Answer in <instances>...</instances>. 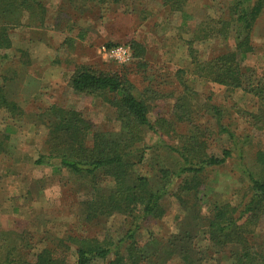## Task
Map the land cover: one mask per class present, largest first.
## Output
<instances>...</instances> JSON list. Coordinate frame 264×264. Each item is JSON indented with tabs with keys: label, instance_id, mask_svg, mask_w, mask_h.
Instances as JSON below:
<instances>
[{
	"label": "rangeland",
	"instance_id": "rangeland-1",
	"mask_svg": "<svg viewBox=\"0 0 264 264\" xmlns=\"http://www.w3.org/2000/svg\"><path fill=\"white\" fill-rule=\"evenodd\" d=\"M118 1H21L16 3L14 14L0 13V91L19 109L16 114L0 110V264L7 258L34 262L60 240H103L109 234L117 240L128 230V218L122 214L102 221L100 227L87 223L86 204L96 193L91 190L92 184L71 174L56 160L51 165L37 164L43 155L58 154L57 143L65 142L66 147L71 139L79 137V126H62V122L84 121L80 139L90 148L96 140L116 143L128 138L123 136L120 111L108 95L89 96L70 86L80 67L128 76L139 95L147 89H161L157 84L164 83L163 96L152 103L150 120L166 119L176 124L175 133L163 137L170 146L181 149L180 137H202L208 144L206 152L220 157L225 149L232 148L221 125L248 136L243 162L234 151V157L224 166L199 175L197 191L180 194L182 179L175 181L163 202L165 216L141 223L139 234L140 241L157 238L162 244L187 227L192 229L193 247L206 255L202 264H234L230 249L211 245L206 221L213 207L231 204L243 208L250 199L252 192L242 167L245 164L252 171L258 170L257 153H264V105L242 90L228 91L199 76L189 54V43L196 35L201 38L193 46L197 61H208L232 48V40L225 44L208 39L201 30L225 18L234 0H190L184 13L170 12L159 0ZM133 41L146 50L144 67L138 60L130 65L118 63L104 52L108 46ZM251 42L254 52L243 64V71L264 78V12L253 29ZM179 70L186 72L193 92L188 94L190 114L184 122L175 108L177 99L186 93L176 78ZM209 105L222 107L221 120L209 111ZM139 147L141 154L130 160L135 163L131 178L143 176L157 186L162 169L175 170L180 164L163 147L160 136L152 132L144 131ZM93 180L102 189L113 190L116 185L114 177L104 174ZM251 237L258 245L264 243V215ZM70 246L74 263L76 256L72 255L77 246ZM108 262L99 260L95 264ZM168 264L185 263L175 255Z\"/></svg>",
	"mask_w": 264,
	"mask_h": 264
},
{
	"label": "trees",
	"instance_id": "trees-1",
	"mask_svg": "<svg viewBox=\"0 0 264 264\" xmlns=\"http://www.w3.org/2000/svg\"><path fill=\"white\" fill-rule=\"evenodd\" d=\"M21 1L30 3L36 0L0 1V13L14 14L18 10H14L16 3ZM159 1L170 12L184 13L190 0ZM263 12L264 0H234L226 11L225 18H219L212 21L209 26H204L201 31L206 33V38L223 41L225 44L233 41L232 48H228L225 53L208 61H197V57L193 56L194 43L201 39L198 35L189 43V54L194 60L195 72L199 76L207 77L208 82L225 87L228 91L242 90L256 97L262 105H264V78L253 72L245 73L242 67L250 54L254 52L251 42L252 32ZM206 38L202 37V39ZM127 46L131 47L133 52L132 64L138 60V65L144 67L145 64L142 61L146 50L143 44L133 41ZM111 47L113 46H108V48ZM185 76L184 70L177 72L176 78L186 92L177 99L175 106L177 117L181 122H184L190 114V102L187 98L188 94L193 93ZM163 85L164 83H160L157 87L162 89ZM70 86L76 92L89 96L108 95L111 98L110 103L120 111L124 123L123 136L128 138L126 142L118 139L116 143H110L111 140L107 142L96 140L95 145L90 148L86 147L80 139V134L84 135V121L62 122V126L69 127L70 124L79 126V137L75 140L71 139L66 143V147L65 142H59L60 145L57 143L58 154L51 152L43 155L37 164L51 165L52 161L56 160L71 174L87 179V183L92 184L88 187L91 186V190L97 194L95 193L94 198L86 204L87 223L100 227L102 221L104 223L111 216L122 214L128 218V230L117 240L111 234L105 235L103 240L99 237L81 239L72 237L68 240H60L54 249L42 251L34 262L11 261L7 258L4 264H95L99 260L109 261L108 264H168L175 255H178L185 264H202L206 255L193 247L192 229L185 227L184 232L171 236L169 240H164L161 244L157 238L146 242L139 240L141 223H148L152 219L165 216L163 202L175 181L182 179L179 185L180 194L197 191L199 175L210 169L224 166L234 157V151L239 154L243 162L245 144H249L248 136L237 135L228 127L221 125L222 133L228 136L232 144V148L225 149L222 156L217 157L206 152L207 142L197 136L180 137L183 147L178 149L167 144L163 138L172 131L175 133L176 124L166 119H159L154 123L150 120L152 103L163 96L161 89H147L139 95L136 93L135 84L128 76L98 72L90 67H80L72 77ZM221 108L217 105L208 107L219 120L223 115ZM5 109L11 114H16L19 110L16 104L0 91V110ZM144 131L159 135L163 147L174 154L180 163L175 170L162 169L159 172L157 186L152 185L143 176L131 178V170L134 169L135 163H131L130 160L142 152L139 146L142 143ZM138 160L139 163L142 161ZM256 165L257 171L248 169L245 164L242 167L248 180V188L252 192L244 207H233L231 204L215 206L206 221L211 245L222 250L230 249L234 264H264V243L258 245L251 237L259 219L264 215L263 152L257 153ZM98 174L114 177L115 188L113 190L98 188L95 183H92ZM196 182L197 185H195ZM71 244L77 246L75 254L72 255L76 256L74 263H71Z\"/></svg>",
	"mask_w": 264,
	"mask_h": 264
},
{
	"label": "built area",
	"instance_id": "built-area-1",
	"mask_svg": "<svg viewBox=\"0 0 264 264\" xmlns=\"http://www.w3.org/2000/svg\"><path fill=\"white\" fill-rule=\"evenodd\" d=\"M105 54L118 63L129 65L134 60L131 47L127 45H116L111 48H104Z\"/></svg>",
	"mask_w": 264,
	"mask_h": 264
}]
</instances>
